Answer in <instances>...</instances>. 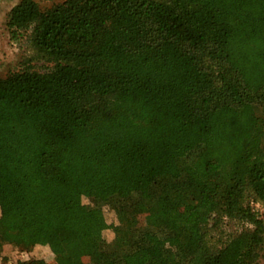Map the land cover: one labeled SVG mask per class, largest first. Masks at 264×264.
Masks as SVG:
<instances>
[{"label":"trees","instance_id":"1","mask_svg":"<svg viewBox=\"0 0 264 264\" xmlns=\"http://www.w3.org/2000/svg\"><path fill=\"white\" fill-rule=\"evenodd\" d=\"M41 1L5 21L21 50L0 75L7 249L52 241L44 264H258L264 0ZM84 209L103 225H80Z\"/></svg>","mask_w":264,"mask_h":264},{"label":"rangeland","instance_id":"2","mask_svg":"<svg viewBox=\"0 0 264 264\" xmlns=\"http://www.w3.org/2000/svg\"><path fill=\"white\" fill-rule=\"evenodd\" d=\"M18 0H0V75H6L12 70L16 69L21 57V50L19 47L10 40L8 30L5 25L7 13L11 6ZM42 5H50L52 2L41 1ZM131 189V187H129ZM125 192H129L126 188ZM257 209L264 211V205L256 204ZM13 218L8 215L0 217V262L2 264H9L7 257L17 258L22 256H30L34 261H38L41 264L50 263L52 256L57 252V245L48 240H41L38 242L37 247L33 249L29 248H17L13 251L7 249V246L3 244V238L1 236L3 226L7 225L11 227L13 225ZM80 225L84 228L90 226L99 228L103 225L104 220L97 211L88 212L83 210L80 219ZM258 264H264V252L259 259Z\"/></svg>","mask_w":264,"mask_h":264}]
</instances>
